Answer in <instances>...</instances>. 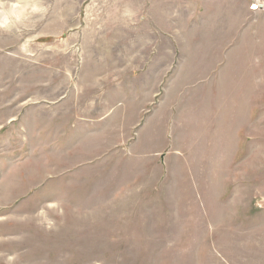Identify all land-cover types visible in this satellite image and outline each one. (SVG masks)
Wrapping results in <instances>:
<instances>
[{"label":"rangeland","instance_id":"1","mask_svg":"<svg viewBox=\"0 0 264 264\" xmlns=\"http://www.w3.org/2000/svg\"><path fill=\"white\" fill-rule=\"evenodd\" d=\"M0 264H264V0H0Z\"/></svg>","mask_w":264,"mask_h":264}]
</instances>
